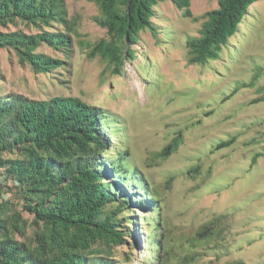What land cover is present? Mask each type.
Masks as SVG:
<instances>
[{
  "label": "rangeland",
  "instance_id": "374dc122",
  "mask_svg": "<svg viewBox=\"0 0 264 264\" xmlns=\"http://www.w3.org/2000/svg\"><path fill=\"white\" fill-rule=\"evenodd\" d=\"M64 3L73 30L58 22L0 26L71 36L68 55L45 44L35 49L66 60L48 73H35L12 49L0 47V94L73 95L102 111L105 133L114 137L105 158H123L140 179L124 185L132 196L119 217L126 243L105 257L112 264H163L164 258L170 264H264V0L248 6L218 56L204 64L188 62L185 41L197 35L217 0H190L191 16L170 0L159 1L151 17L156 35L139 31L131 45L135 56L124 61L121 74L86 56L89 44L107 37L98 4ZM174 138V148L161 154ZM10 197L30 221L20 195ZM32 230L26 227L27 234ZM156 251L163 256L157 261Z\"/></svg>",
  "mask_w": 264,
  "mask_h": 264
},
{
  "label": "trees",
  "instance_id": "16d2710c",
  "mask_svg": "<svg viewBox=\"0 0 264 264\" xmlns=\"http://www.w3.org/2000/svg\"><path fill=\"white\" fill-rule=\"evenodd\" d=\"M92 1L98 4L97 21L107 37L89 44L86 56L100 57L113 73L121 74L124 61L135 56L131 45L139 31L147 28L156 35L151 17L163 0ZM170 1L191 16L190 0ZM254 1L217 0L197 35L185 41L188 62L204 64L216 58ZM15 20L37 28L58 22L73 30L64 0H0V26ZM41 44L68 55L71 36L60 29L0 30V47L12 49L18 61L35 73H48L66 63L35 51ZM103 118L99 107L73 95L37 99L17 92L0 94V172L16 182L0 203V264H112L106 254L125 244L128 236L119 218L132 198L124 185L129 189L127 181L136 184L140 179L123 158H105L108 138L114 137L105 133ZM177 140L161 154L167 155ZM12 192L20 195L23 210L32 215L30 221L14 209ZM156 243L161 247L160 240ZM160 253L156 251L152 260L163 258ZM163 264L170 263L164 258ZM177 264L187 263L181 259Z\"/></svg>",
  "mask_w": 264,
  "mask_h": 264
},
{
  "label": "built area",
  "instance_id": "2783aa9c",
  "mask_svg": "<svg viewBox=\"0 0 264 264\" xmlns=\"http://www.w3.org/2000/svg\"><path fill=\"white\" fill-rule=\"evenodd\" d=\"M15 183L16 182L8 178L5 173L0 172V203L8 198L9 190Z\"/></svg>",
  "mask_w": 264,
  "mask_h": 264
}]
</instances>
